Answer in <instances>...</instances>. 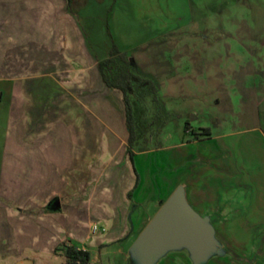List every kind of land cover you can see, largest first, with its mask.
Listing matches in <instances>:
<instances>
[{"label":"crops","instance_id":"obj_1","mask_svg":"<svg viewBox=\"0 0 264 264\" xmlns=\"http://www.w3.org/2000/svg\"><path fill=\"white\" fill-rule=\"evenodd\" d=\"M73 1L0 0V264H50L71 246L88 251L90 264L115 247L129 264V250L179 186L220 241L243 242L236 230L252 232L232 256L264 264V138L255 140L261 152L243 166L220 158L217 148L201 153V162L216 167L210 183L199 179L205 170L188 167L185 143L174 146L166 184L145 183L153 178L150 164L138 169L127 153L123 93L108 88L98 68L110 51L92 54ZM117 19L114 12L111 24ZM245 95L255 102L258 89ZM146 154L135 152L134 159ZM224 175L234 178L233 189L223 185ZM238 188L251 191L243 212L233 202ZM94 226L100 231L93 233ZM160 264L191 262L173 254Z\"/></svg>","mask_w":264,"mask_h":264},{"label":"rangeland","instance_id":"obj_2","mask_svg":"<svg viewBox=\"0 0 264 264\" xmlns=\"http://www.w3.org/2000/svg\"><path fill=\"white\" fill-rule=\"evenodd\" d=\"M114 12L115 25L111 24ZM71 13L95 57L111 53L116 45L137 76L158 87L155 91L135 81L130 91L143 110L138 147L149 154L139 155L134 162L138 169L145 161L150 164L153 178L146 177L145 183L166 184L167 154L183 143L190 153L188 167L192 172L205 170L199 179L208 183L217 171L214 163L199 160L201 153L217 148L220 158L239 159L243 166L249 155L261 152L255 140L264 138V0H75ZM253 88L258 89L256 103L245 95ZM210 134L211 141H201ZM222 179L226 189L235 187L231 176ZM247 192L238 188L234 197L241 212V201L251 196ZM62 201L67 203L69 198ZM236 232L243 242L225 243L217 237L224 253L212 255L205 264L220 258L228 264H254L250 258L232 256L231 250L246 248L252 234ZM121 247L127 248L128 243ZM115 250L101 254L99 264H126ZM173 254L193 264L185 251L171 252L158 264ZM59 255L62 259L48 263H65L64 254Z\"/></svg>","mask_w":264,"mask_h":264},{"label":"water","instance_id":"obj_3","mask_svg":"<svg viewBox=\"0 0 264 264\" xmlns=\"http://www.w3.org/2000/svg\"><path fill=\"white\" fill-rule=\"evenodd\" d=\"M53 205L60 208V201ZM218 242L211 219L194 210L185 188L179 186L161 203L158 213L129 250L128 260L129 264H158L171 252L185 251L193 264H205L212 255L224 253Z\"/></svg>","mask_w":264,"mask_h":264},{"label":"trees","instance_id":"obj_4","mask_svg":"<svg viewBox=\"0 0 264 264\" xmlns=\"http://www.w3.org/2000/svg\"><path fill=\"white\" fill-rule=\"evenodd\" d=\"M70 2L71 0H68V3ZM98 68L105 85L108 88L118 89L123 93L126 105L127 128L129 132L127 153L130 156L132 164H134L135 152H143L146 149L138 147L139 138H137V134L139 130H141L143 124V120L139 116H141L143 110L138 106L137 101L134 100L130 94L132 83L135 81L146 83L155 91H157L158 87L151 81L142 80L137 76L128 56L120 52L116 45H113L110 56L99 62ZM134 114L135 118L133 117ZM138 184L139 176L136 185ZM129 197L131 198V194ZM65 257L67 263L78 262L80 264H90L91 260V255L88 251L78 249L75 246L68 247L65 250Z\"/></svg>","mask_w":264,"mask_h":264},{"label":"built area","instance_id":"obj_5","mask_svg":"<svg viewBox=\"0 0 264 264\" xmlns=\"http://www.w3.org/2000/svg\"><path fill=\"white\" fill-rule=\"evenodd\" d=\"M0 98H1V93H0ZM93 233H97L100 231V228L98 226H94L93 229H92ZM102 232H105V230H101Z\"/></svg>","mask_w":264,"mask_h":264}]
</instances>
